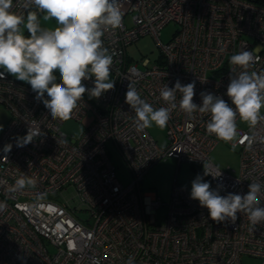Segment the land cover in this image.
Listing matches in <instances>:
<instances>
[{
  "label": "built area",
  "instance_id": "obj_1",
  "mask_svg": "<svg viewBox=\"0 0 264 264\" xmlns=\"http://www.w3.org/2000/svg\"><path fill=\"white\" fill-rule=\"evenodd\" d=\"M12 10L21 11L19 0H13ZM122 11V26L102 36L113 55L115 87L99 98L85 94L78 102L71 119L88 115L79 136L61 131L63 121L50 117L26 82L8 74L0 78V106L9 113L0 132V202L6 204L0 210V264H92L93 258L126 264L130 256L134 264H264V225L253 230L244 213L235 223H216L183 186L173 185L166 202L140 186L143 174L163 156L187 160L213 176L220 172L217 178L206 176L215 188L223 184L221 195L246 193L253 180L264 185V122L255 134L250 126L237 128L230 144L237 145L240 170L232 175L209 159L220 139L206 131L208 114L189 117L177 106L161 146L146 128H137L135 112L125 102L130 83L154 108L166 107L159 90L179 79L196 81L197 104L201 91L231 104L225 95L230 56L250 50L260 57L250 71H264V0H122ZM169 21L178 27L162 42L159 32ZM147 32L158 44L157 58L130 62L126 46ZM83 83L93 87L91 79ZM176 95L178 105L181 94ZM30 125L42 135L16 147L15 138ZM108 140L130 168L126 184L116 176ZM5 143L13 145L9 153L2 151ZM21 176L35 179L36 187L9 192ZM63 192L69 196L60 198ZM37 193L47 194L39 204ZM161 206L166 210L157 222Z\"/></svg>",
  "mask_w": 264,
  "mask_h": 264
},
{
  "label": "clouds",
  "instance_id": "obj_2",
  "mask_svg": "<svg viewBox=\"0 0 264 264\" xmlns=\"http://www.w3.org/2000/svg\"><path fill=\"white\" fill-rule=\"evenodd\" d=\"M19 7L21 11L14 12L13 0H0V69L5 70L0 72V78L8 74L26 82L35 93L34 99L43 103L50 117L62 121L72 118L85 94L99 98L114 89L115 81L111 79L113 55L104 46L102 36L106 30L122 26V0H19ZM41 19L44 22L54 20L56 27L42 26ZM259 60L258 55L254 56L245 48L230 56L232 67L225 95L231 104L221 95L208 91L199 93L202 102L197 104L193 100L196 81L182 84L179 79L172 87L164 84L159 90L166 107L154 108L130 83L125 102L134 110L133 122L140 130L153 123L160 128L166 127L171 111L179 106L189 117L197 111L208 114L206 131L220 140L232 142L237 137V117L247 122L254 134L256 126L264 122V115H261L264 71H250ZM89 79L93 82L91 88L83 83ZM200 81L205 83L206 78ZM177 92L181 94L178 105ZM41 135V129L30 125L24 136L15 138L16 147H24ZM239 142L243 143V140ZM236 146L232 143L233 149ZM12 147V143H5L2 151L9 153ZM208 174L211 173L204 172V175ZM220 175L219 172L212 176ZM35 187V179L21 176L7 190L20 192ZM222 188V183L212 188L210 182L197 174L191 181L190 198L206 208L209 218L216 223H235L238 213H244L253 230L257 225H264V204L261 203L264 185L253 180L243 194L227 192L221 195ZM46 195L37 193V204ZM5 208L6 204L0 202V210ZM134 260L135 257L130 256L126 264H134ZM92 264H100V261L93 258Z\"/></svg>",
  "mask_w": 264,
  "mask_h": 264
},
{
  "label": "rangeland",
  "instance_id": "obj_3",
  "mask_svg": "<svg viewBox=\"0 0 264 264\" xmlns=\"http://www.w3.org/2000/svg\"><path fill=\"white\" fill-rule=\"evenodd\" d=\"M40 15L42 17L43 14ZM41 24L42 26L47 28L56 27L54 20L44 22L41 19ZM177 27H178L177 23H175L174 21H169L160 29L159 39L162 42L168 41L171 38L172 34L177 29ZM24 34L25 35L28 34L26 30ZM158 53H159L158 44L154 36L149 32L139 36L137 39L130 42L126 46V54L130 62L139 60L144 56H149L150 58L154 59L157 58ZM57 82H59L58 74H57ZM263 111L264 108L261 109V113ZM8 116H9L8 111L1 105L0 126H2V129L7 124ZM87 120H88V115L83 117L81 121L69 119L63 121L60 124V129L68 137H77L81 134L84 127L86 126L88 122ZM236 124H237V128H247L249 126L247 122H244L240 119H238V122ZM146 129L148 130L150 135L157 141L159 145L165 146L167 140V126L164 128H160L156 126L155 123H153L151 127ZM107 147L110 152V158L112 160V163L115 166V173L117 178L119 179V181H121L124 184L128 183L132 178V174L129 166L127 165L121 153L118 151L117 147L113 144L111 140L107 141ZM209 159L211 160L212 163L228 171L232 175L237 174L240 170L239 151L236 148L233 149L230 142L219 140L211 149L209 153ZM199 171H201L200 167L190 163L187 160L178 161L174 157L163 156L160 159H158L143 174L140 186L144 191H151L155 193L161 199L162 202H166L169 198L173 185L183 186L190 193L191 181L195 178V176ZM203 179L205 181L210 182L211 187L215 188L212 181L207 176L203 177ZM54 196L55 194L50 195V197H54ZM59 196L60 198L64 199L67 198L69 195L67 192H63L59 194ZM165 210H166L165 206H161L157 208L156 210L157 222H161L163 220Z\"/></svg>",
  "mask_w": 264,
  "mask_h": 264
},
{
  "label": "trees",
  "instance_id": "obj_4",
  "mask_svg": "<svg viewBox=\"0 0 264 264\" xmlns=\"http://www.w3.org/2000/svg\"><path fill=\"white\" fill-rule=\"evenodd\" d=\"M197 174H200V175H202L203 177H205L206 175H204V173L202 172V170L201 171H199Z\"/></svg>",
  "mask_w": 264,
  "mask_h": 264
}]
</instances>
